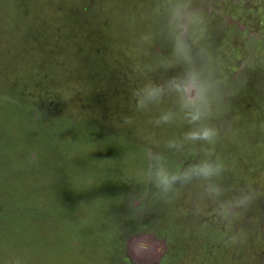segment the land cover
Listing matches in <instances>:
<instances>
[{
	"label": "rangeland",
	"instance_id": "obj_1",
	"mask_svg": "<svg viewBox=\"0 0 264 264\" xmlns=\"http://www.w3.org/2000/svg\"><path fill=\"white\" fill-rule=\"evenodd\" d=\"M190 67L212 143L139 104ZM151 154L222 170L164 191ZM0 264H264V0H0Z\"/></svg>",
	"mask_w": 264,
	"mask_h": 264
},
{
	"label": "clouds",
	"instance_id": "obj_2",
	"mask_svg": "<svg viewBox=\"0 0 264 264\" xmlns=\"http://www.w3.org/2000/svg\"><path fill=\"white\" fill-rule=\"evenodd\" d=\"M182 25L180 28L182 29ZM174 51L176 56L185 64L191 65L193 57L191 49L183 37L182 30L178 31L174 37ZM166 90H171L176 94L177 102L184 111L185 117L189 123L197 124L194 130H190L185 134V140L197 141L203 140L209 143L214 142L217 131L214 127L207 124H200L202 120L211 115L210 112V86L204 80L198 69L190 67L183 76L169 77L163 85L147 84L141 90L142 96L139 101L143 106L145 100H159L165 94ZM171 114L162 117L164 121L169 119ZM174 146L170 144V147ZM151 159L156 161V167L149 170V176L158 188L169 191L172 185L177 181H186L193 176L203 177L205 179L218 175L222 170V165L216 163L210 164L207 160H203L198 164L185 168L184 171H169L165 168L162 158L158 154H151Z\"/></svg>",
	"mask_w": 264,
	"mask_h": 264
},
{
	"label": "flooded vegetation",
	"instance_id": "obj_3",
	"mask_svg": "<svg viewBox=\"0 0 264 264\" xmlns=\"http://www.w3.org/2000/svg\"><path fill=\"white\" fill-rule=\"evenodd\" d=\"M134 259L142 262V259L139 260V257H137V256H134Z\"/></svg>",
	"mask_w": 264,
	"mask_h": 264
}]
</instances>
